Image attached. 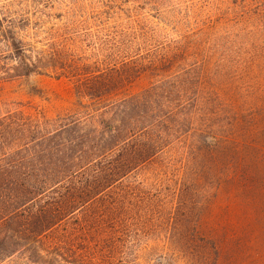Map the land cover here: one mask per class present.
<instances>
[{
    "label": "trees",
    "instance_id": "obj_1",
    "mask_svg": "<svg viewBox=\"0 0 264 264\" xmlns=\"http://www.w3.org/2000/svg\"><path fill=\"white\" fill-rule=\"evenodd\" d=\"M51 7L43 0L0 6V86L51 76L73 81L77 96L72 114H0V263L23 244L46 242L59 246V257L69 264H150L157 245L153 228L167 225L166 264H199L188 253L202 239L191 228L193 211H186L196 186L181 171L167 212L152 184L131 180L163 162L185 167L204 157L203 163L206 150L217 149L215 136L192 128L202 112L200 72L196 66L175 70L170 54L118 65L111 59L125 46L122 37L94 61L78 58L61 33L48 27ZM145 72L159 79L123 94Z\"/></svg>",
    "mask_w": 264,
    "mask_h": 264
},
{
    "label": "rangeland",
    "instance_id": "obj_2",
    "mask_svg": "<svg viewBox=\"0 0 264 264\" xmlns=\"http://www.w3.org/2000/svg\"><path fill=\"white\" fill-rule=\"evenodd\" d=\"M26 1L0 0V6ZM43 2L52 6L48 27L61 33L78 58L94 61L123 39L125 46L121 43L111 59H118V65L170 54L175 70L196 66L202 112L192 128L210 139L215 136L217 149L206 150L210 153L203 163L204 157L185 167L163 162L139 170L131 181L152 184L151 191L170 212L182 171L187 184L196 186L188 193L193 203L186 211H193L191 228L202 239L190 258L199 264H211V258L215 264H264V0ZM71 2L77 9L68 7ZM122 11L126 13L117 15ZM158 79L155 73H141L123 94L138 93ZM76 103L75 84L64 78L32 76L0 86V114L39 111L53 118L72 114ZM153 229L157 245L150 264H166L169 229ZM19 250L0 264H69L59 257L57 245L26 243Z\"/></svg>",
    "mask_w": 264,
    "mask_h": 264
}]
</instances>
